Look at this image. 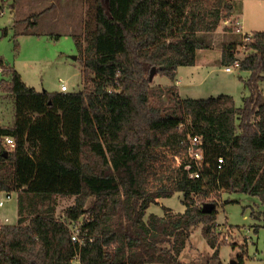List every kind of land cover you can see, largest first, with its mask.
Returning <instances> with one entry per match:
<instances>
[{
	"label": "trees",
	"instance_id": "obj_1",
	"mask_svg": "<svg viewBox=\"0 0 264 264\" xmlns=\"http://www.w3.org/2000/svg\"><path fill=\"white\" fill-rule=\"evenodd\" d=\"M240 1L83 0L79 91H37L0 58V91L14 99L12 123L0 125V193L15 194L17 207L16 222L0 224V264H175L196 227L218 257L215 196L242 192L264 206V31H236ZM43 12L11 27L34 28ZM221 25L234 38L219 63L238 60L248 73L238 76L241 106L229 94L178 95V68L196 65L205 34ZM152 67L168 85L151 86ZM188 136L200 138L201 165L186 153ZM176 193L183 211L147 213ZM70 196L56 216L57 197ZM252 216L264 230V211Z\"/></svg>",
	"mask_w": 264,
	"mask_h": 264
},
{
	"label": "rangeland",
	"instance_id": "obj_2",
	"mask_svg": "<svg viewBox=\"0 0 264 264\" xmlns=\"http://www.w3.org/2000/svg\"><path fill=\"white\" fill-rule=\"evenodd\" d=\"M10 2L9 0L0 3L1 9H4V14L0 15V58L11 64L20 73L26 85L34 87L37 91H60L61 84L67 87V92L81 90L82 64L77 59L73 34L79 35L83 32L85 16L83 0H17L14 5L15 12L12 14L7 12L11 10ZM43 10L34 28L28 23L20 24L17 28L10 26L13 18L23 19ZM235 17L242 23L241 33L264 31V0H243L242 4L240 1ZM230 21L231 19L228 23ZM236 21L234 20V25ZM5 27H9L8 31L2 35ZM222 27L221 25L214 32L205 34L209 48L199 52L198 66L202 69L199 74L209 73L205 74L207 82L201 80L195 85H190L189 80L185 81L184 78L182 88L187 95L183 98L204 99L223 93L232 95L236 106H241L242 98L248 95V91L238 76L246 77L248 73L240 71L239 68L226 72L224 66L213 63L212 60L218 56L222 42L234 38V34L223 31ZM18 31H25L27 34H18L14 37V33ZM238 49L237 57L241 58L244 49L243 47ZM178 74L183 73L179 71ZM150 84L157 87L169 83L167 78L154 70ZM259 87L264 98V80L259 83ZM163 99L168 100L166 96ZM13 116V97L0 91V125L11 124ZM5 196V193H0V199H4ZM181 197V193H176L170 198H159L157 204L151 205L147 213L162 214L161 205L181 212L184 210ZM215 198L217 238L222 243L218 248V257H212L213 249L203 238L201 227H196L175 264H230L236 261L239 255L243 259V264H264V230L260 227L262 221L252 216V212L261 214L264 206L257 197L242 192H221ZM73 202V196L57 197L56 216L60 217L62 211ZM16 218V195L11 194L9 199H4V204L0 207V224H14ZM256 225L257 231L254 229ZM72 229L76 232L74 226Z\"/></svg>",
	"mask_w": 264,
	"mask_h": 264
},
{
	"label": "built area",
	"instance_id": "obj_3",
	"mask_svg": "<svg viewBox=\"0 0 264 264\" xmlns=\"http://www.w3.org/2000/svg\"><path fill=\"white\" fill-rule=\"evenodd\" d=\"M4 14V9L0 7V15ZM224 24H228V20L224 21ZM236 31L237 32H241V26H240V22L237 19L236 21ZM246 33V32H245ZM244 33V34H245ZM239 68V61L236 60L234 61L231 65H227L224 66V70L226 72H232V70ZM60 91L62 92H66L68 91L67 87L64 84L60 85ZM7 146H9L10 148H12L14 146V139L12 137H5L4 141H3ZM186 153L188 155V157L190 159H192L197 165H201L202 161H203V152H202V148L200 146V138L196 137V136H188V141L186 142ZM217 163L221 164L222 163V158H218L217 159ZM199 170L194 171L193 173L190 174V176L192 177H199ZM11 197V195H6L4 199H9ZM4 199H0V207L4 204ZM178 211L176 210H172L173 214H177ZM71 239L74 242H80L79 238H77V234L74 231L72 233V237ZM73 262H75L76 264H79V260L75 259Z\"/></svg>",
	"mask_w": 264,
	"mask_h": 264
},
{
	"label": "crops",
	"instance_id": "obj_4",
	"mask_svg": "<svg viewBox=\"0 0 264 264\" xmlns=\"http://www.w3.org/2000/svg\"><path fill=\"white\" fill-rule=\"evenodd\" d=\"M242 1L243 0H241V4H242ZM11 4H12V2H10V5ZM14 5H15V3L13 5H11V10L7 11V12H10L11 14L14 13L15 9H16V8H14ZM241 7L243 9V5ZM14 20H15V18H13L12 24H13ZM239 22H240V26H241V31H243L242 30V23L240 20H239ZM12 24L11 25L9 24V25L12 26ZM205 50H207V49H205ZM200 51L201 50L198 51V54ZM219 59H220V51H219L218 56L216 58L212 59L214 61L213 63H215V62L219 63ZM198 60H199V56H198L196 65H194V66H181L177 70V89H178V95L181 98L185 97L184 95H187L184 93L185 91H183V88H182L184 78H185V81L189 80L190 85H195V84H197L198 81H201V80H203V82H205V83L207 82V78H205V74L208 75L209 73L206 72V73H204V75L199 74L202 69H200V66H198ZM179 71H182L183 74H181V75L178 74ZM210 72H211V70H210ZM200 77L202 79H200ZM188 87H191V86H188Z\"/></svg>",
	"mask_w": 264,
	"mask_h": 264
},
{
	"label": "water",
	"instance_id": "obj_5",
	"mask_svg": "<svg viewBox=\"0 0 264 264\" xmlns=\"http://www.w3.org/2000/svg\"><path fill=\"white\" fill-rule=\"evenodd\" d=\"M154 70H155L154 67H152L151 70H150V73H149V76H148L149 81L152 80ZM212 207H213L212 204L207 203V204H205V205L203 206V211H204V212H208V211H210V209H211ZM230 264H237V262H236V261H232Z\"/></svg>",
	"mask_w": 264,
	"mask_h": 264
}]
</instances>
